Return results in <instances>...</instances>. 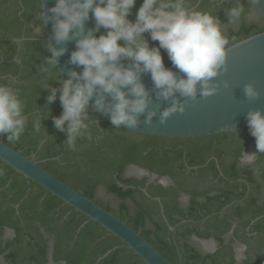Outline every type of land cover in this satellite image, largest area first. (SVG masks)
I'll list each match as a JSON object with an SVG mask.
<instances>
[{
	"label": "trees",
	"instance_id": "obj_1",
	"mask_svg": "<svg viewBox=\"0 0 264 264\" xmlns=\"http://www.w3.org/2000/svg\"><path fill=\"white\" fill-rule=\"evenodd\" d=\"M185 2L219 18L229 46L264 29L250 0ZM141 4L136 0L129 19L135 20ZM237 4L245 13L230 23L227 10ZM40 11V0H0V83L15 78L10 86L27 116L18 141H9L6 133L0 141L114 214L172 264L179 258L169 225L183 220H191L176 229L183 264H264V154L252 164L242 161L245 147L256 141L249 128L201 137L153 136L113 128L93 113L92 139L78 138L71 150L66 133L53 126L52 117L63 111L59 93L46 103L62 77L46 64L50 52ZM129 167L157 178L127 176ZM193 238L213 239L215 250L205 251ZM237 246L243 247L241 256ZM49 263L146 264L101 225L0 161V264Z\"/></svg>",
	"mask_w": 264,
	"mask_h": 264
},
{
	"label": "clouds",
	"instance_id": "obj_2",
	"mask_svg": "<svg viewBox=\"0 0 264 264\" xmlns=\"http://www.w3.org/2000/svg\"><path fill=\"white\" fill-rule=\"evenodd\" d=\"M135 4L136 0H55L38 13L43 26L51 21L52 39L62 45H47L50 56L46 64L57 67V58L68 50L66 42L74 40L67 63L83 66L82 71L72 68L66 79H58L60 86L51 88L46 97L50 105L59 93L63 111L52 117L53 126L66 133L65 143L73 151L78 138L92 139L93 113L107 114L117 129H134L145 113L146 123L159 115L164 124L171 114L183 113L188 101L217 92L221 82L216 77L227 71L229 39L217 16L190 7L185 0H142L133 21L129 16ZM244 13L240 4L229 8V22L239 21ZM90 14L94 26L86 29ZM145 33L158 44L150 45ZM14 43L22 44V40ZM161 50L166 51L176 71L165 66ZM144 73L151 75V90L141 79ZM9 81L15 83V78ZM10 83H0V135L6 133L9 141H18L25 132L27 116ZM223 84L228 87L230 82ZM152 91L157 100L170 104L149 109ZM243 92L248 99L260 96L253 83L245 84ZM246 119L256 151H243V159L252 164L257 154H264V111L249 110ZM35 129L39 131L38 126Z\"/></svg>",
	"mask_w": 264,
	"mask_h": 264
},
{
	"label": "water",
	"instance_id": "obj_3",
	"mask_svg": "<svg viewBox=\"0 0 264 264\" xmlns=\"http://www.w3.org/2000/svg\"><path fill=\"white\" fill-rule=\"evenodd\" d=\"M264 24V0H250ZM41 9L51 7L55 0H40ZM94 26L91 18L86 21V29ZM45 40L53 47H60L52 39L51 21L44 26ZM86 34V33H85ZM67 51L58 57L57 69L63 78H67L69 70L75 68L82 71L83 66L68 64L71 51L75 48V41L66 42ZM127 65V62H125ZM227 71L221 73L219 80L220 87L217 92L208 96L198 95L195 101H188L183 113L176 112L171 114L167 122L161 124L159 115L153 117V122H145V115L140 117V123L134 129L127 130L164 137H201L220 134L239 129L248 128L246 113L249 110L261 109L264 111V29L256 34L241 39L228 46L226 57ZM168 68L176 69L174 66L165 65ZM142 81L150 90L153 88L150 73H144ZM229 81L230 85L225 87L223 81ZM253 83L260 90V96L255 99H248L243 92L244 85ZM171 101L157 100L155 92L152 91V98L148 105L149 109L159 107L162 109L168 106ZM94 103V98L90 104ZM110 121L107 114H100ZM123 128V127H122ZM0 161L10 166L13 170L42 186L48 192L60 198L64 203L88 217L109 233L119 238L128 248L135 252L146 264H172L168 259L161 255L148 241L138 232L130 228L125 222L117 218L111 212L105 210L88 197L82 195L68 184L62 182L47 170L40 167L34 160L21 155L19 152L8 147L0 141ZM146 174L148 171L142 169ZM151 179H156L155 174H150ZM167 180V178H164ZM165 185V181H158ZM183 220L171 226L169 230L173 243L176 247L179 264H183L182 255L176 240V229L179 225L190 222ZM195 240L206 241L204 239ZM212 243L214 241L209 239Z\"/></svg>",
	"mask_w": 264,
	"mask_h": 264
},
{
	"label": "rangeland",
	"instance_id": "obj_4",
	"mask_svg": "<svg viewBox=\"0 0 264 264\" xmlns=\"http://www.w3.org/2000/svg\"><path fill=\"white\" fill-rule=\"evenodd\" d=\"M254 12H256V11H254ZM254 12H252V14L249 16L250 18L255 17V13ZM232 26H235V25L233 24ZM247 149H250V151L248 153L255 152L256 151V141L250 143L246 147V149L244 151L246 152ZM242 160H243V162H245L244 159H242ZM125 173H126L127 176H134V177L146 176L149 179H151V175L150 174H146V172H144L142 169L137 168V167H129L126 170ZM158 180L162 181V182L165 181L166 185L169 183V181L168 180H164V178H159ZM195 241L198 243V245L201 248H203L205 251H208V252H212L215 249V247H216V245L214 243H212L210 240H206V241L195 240ZM236 249H237V252H238V256H241V254L243 252V247L237 246ZM49 264H52V263H49Z\"/></svg>",
	"mask_w": 264,
	"mask_h": 264
},
{
	"label": "flooded vegetation",
	"instance_id": "obj_5",
	"mask_svg": "<svg viewBox=\"0 0 264 264\" xmlns=\"http://www.w3.org/2000/svg\"><path fill=\"white\" fill-rule=\"evenodd\" d=\"M242 159H243V157H242ZM243 161V160H242ZM146 171V170H145ZM168 180V179H167ZM159 181V180H158ZM169 181V180H168ZM171 184V182L169 181V183L167 184V185H170ZM166 184H165V186H167Z\"/></svg>",
	"mask_w": 264,
	"mask_h": 264
},
{
	"label": "crops",
	"instance_id": "obj_6",
	"mask_svg": "<svg viewBox=\"0 0 264 264\" xmlns=\"http://www.w3.org/2000/svg\"><path fill=\"white\" fill-rule=\"evenodd\" d=\"M246 147H247V146H246ZM246 147H245V149H246ZM245 149H244V150H245ZM207 240H209V239H207ZM212 240H213V239H212ZM213 241H214V240H213ZM214 244H215V242H214ZM214 250H215V249H214ZM214 250H213V251H214Z\"/></svg>",
	"mask_w": 264,
	"mask_h": 264
},
{
	"label": "bare ground",
	"instance_id": "obj_7",
	"mask_svg": "<svg viewBox=\"0 0 264 264\" xmlns=\"http://www.w3.org/2000/svg\"><path fill=\"white\" fill-rule=\"evenodd\" d=\"M250 151V149H247L246 152L248 153Z\"/></svg>",
	"mask_w": 264,
	"mask_h": 264
}]
</instances>
